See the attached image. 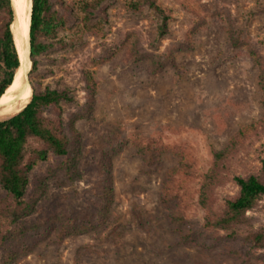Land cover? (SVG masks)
I'll list each match as a JSON object with an SVG mask.
<instances>
[{
	"label": "rangeland",
	"instance_id": "rangeland-1",
	"mask_svg": "<svg viewBox=\"0 0 264 264\" xmlns=\"http://www.w3.org/2000/svg\"><path fill=\"white\" fill-rule=\"evenodd\" d=\"M51 1L58 8V0ZM131 1L104 2L108 5L104 37L79 28L60 31L53 42L61 39L66 46L54 45L37 58V71L28 75V83L23 78L22 87L39 81L43 86L71 90L75 103L63 105L64 119L68 128L80 133L81 143L78 176L49 178L46 194L28 219L41 220L42 226L52 229L50 236L30 241L29 252H21L10 264H264L259 259L244 263L197 245L177 246L159 200L163 175L176 165L178 156L166 152L160 167L147 168L135 147V143L153 140L165 149L185 152L192 176L182 189L183 209L200 231L204 212L198 192L213 152L262 115L258 70L247 50L260 57L264 68V0H157L172 16L171 34L160 40L150 11H132ZM229 27L238 33L242 46L227 45ZM126 40H137L148 54H164L181 42L191 50L176 54L174 70L149 79L134 65L123 66L116 59L103 62ZM85 72H91L98 82L90 118L79 112L88 98ZM11 114L15 113L0 109V119ZM109 155L113 201L105 228L55 239L54 226L68 219L84 223L93 216L90 209L102 192V171ZM262 161L264 135L230 161L229 181L215 190V207H222L225 199L238 193L234 177L258 172ZM53 165L56 161L49 158L32 170L28 201ZM3 201L0 198V204ZM247 216L253 219L254 229L263 225L264 200ZM10 249L0 248V258Z\"/></svg>",
	"mask_w": 264,
	"mask_h": 264
},
{
	"label": "trees",
	"instance_id": "trees-1",
	"mask_svg": "<svg viewBox=\"0 0 264 264\" xmlns=\"http://www.w3.org/2000/svg\"><path fill=\"white\" fill-rule=\"evenodd\" d=\"M105 1L107 0H77V3L70 5L58 0L59 6L55 8L51 0H31L29 75L37 71L38 57L53 50L54 45L59 48L66 46L61 39L55 44L53 42L60 31L79 28L86 29L93 36L104 37V26L108 22V5ZM129 8L135 12L150 11L159 40L171 34V13L157 0H132ZM14 19L12 1L0 0V98L12 89L20 76V62L14 40ZM95 20L98 22L91 24ZM227 34V45L238 48L244 44L238 33L230 27ZM187 50H191L189 45L181 42L174 50L164 54H148L140 49L137 40H126L116 46L115 50L112 49L103 62L116 59L123 66H136L149 79H154L166 75L169 69L174 70L177 67L176 54ZM247 52L251 57L254 56L258 70L262 115L256 122L235 132L222 149L213 152L210 167L202 177L198 192V204L204 212V224L200 231L188 221L183 209L185 199L181 194L182 189L185 188V181L192 176L191 162L185 152L177 148L165 149L153 140L135 143V147L143 166L147 168L160 167L161 155L166 152L178 156L176 165L163 175L159 200L167 213L177 246L197 245L207 251L219 250L221 254L244 263L250 259H259L264 263V253H258L264 251V224L254 229L253 219L247 216L248 212L257 209L264 200V161L258 172L234 177L238 193L225 199L222 207H215V190L229 181L230 161L254 139L264 135V68L256 53L249 49ZM85 84L88 98L79 112L83 118H90L98 84L91 72H85ZM30 88L32 96L30 95L29 103L21 111L0 119V198L4 200L0 204V248H11L1 256L0 264H10L21 252H29L32 248L29 247L30 241H41L50 236L52 229L42 226L41 220L28 221L35 214L38 202L46 194L47 180L58 174L68 180L78 176L75 171L81 135L76 129L66 126L63 108L65 104L75 103L71 90L43 86L39 81H30ZM110 156L106 157L103 166L102 192L93 204L96 210L90 209L93 216L84 223L68 219L54 226L55 239L91 234L105 228L113 201ZM49 158H53L56 165L47 169L46 175L35 186L33 197L28 201L26 196L31 172ZM209 231L223 232L226 236H212ZM18 242L21 243L20 246Z\"/></svg>",
	"mask_w": 264,
	"mask_h": 264
},
{
	"label": "bare ground",
	"instance_id": "bare-ground-1",
	"mask_svg": "<svg viewBox=\"0 0 264 264\" xmlns=\"http://www.w3.org/2000/svg\"><path fill=\"white\" fill-rule=\"evenodd\" d=\"M11 1L15 13L13 22V24L15 23L14 40L20 61V76L12 89L3 98L1 97L2 99L0 98V109L6 112L8 111L9 113H17L28 103L31 95V89L28 86L24 89L22 87L23 78L25 77V63L27 68L30 67V63L25 59L28 53L29 15L31 6L30 0Z\"/></svg>",
	"mask_w": 264,
	"mask_h": 264
},
{
	"label": "water",
	"instance_id": "water-1",
	"mask_svg": "<svg viewBox=\"0 0 264 264\" xmlns=\"http://www.w3.org/2000/svg\"><path fill=\"white\" fill-rule=\"evenodd\" d=\"M30 6H31V0H30ZM29 16H31V9H30V15H29ZM29 27H30V23H29ZM25 60H27V61L30 63V67H29V68L26 67V63H25V71H24V72H25V74H24L25 77H24V78H25V80H26L27 83H28V75H29L30 70H31V62H30V45H29V40H28V53H27V57H26ZM19 62H20V61H19ZM27 86L30 88L29 84H26V85L23 87V89H24L25 87H27ZM30 89H31V88H30ZM31 92H32V90H31ZM31 96H32V95H31ZM28 103H29V102H28ZM28 103H27V104H28ZM25 106H26V105H25ZM25 106H24V107H25ZM24 107H23V108H24ZM23 108H22V109H23ZM22 109H21V110H22ZM21 110H20V111H21ZM18 112H19V111H18Z\"/></svg>",
	"mask_w": 264,
	"mask_h": 264
}]
</instances>
